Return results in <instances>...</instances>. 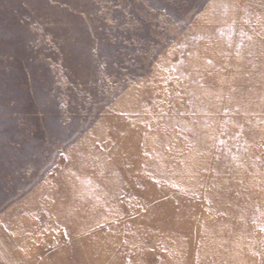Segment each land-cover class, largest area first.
Segmentation results:
<instances>
[{
  "label": "rangeland",
  "instance_id": "rangeland-1",
  "mask_svg": "<svg viewBox=\"0 0 264 264\" xmlns=\"http://www.w3.org/2000/svg\"><path fill=\"white\" fill-rule=\"evenodd\" d=\"M167 244L264 264V0H0V264Z\"/></svg>",
  "mask_w": 264,
  "mask_h": 264
},
{
  "label": "crops",
  "instance_id": "crops-1",
  "mask_svg": "<svg viewBox=\"0 0 264 264\" xmlns=\"http://www.w3.org/2000/svg\"><path fill=\"white\" fill-rule=\"evenodd\" d=\"M203 246V245H200ZM149 250L142 248L139 249L141 252L148 253H138L135 254L136 259L145 264H178V263H199L206 261L217 260L220 256L210 251L214 249H202V248H189V246H181L182 248H174L172 244L167 245H151ZM179 247V246H178ZM192 247V246H190ZM209 247V246H204ZM212 247V246H210ZM150 251H155V253H150Z\"/></svg>",
  "mask_w": 264,
  "mask_h": 264
}]
</instances>
